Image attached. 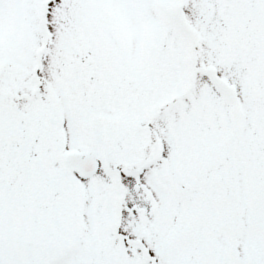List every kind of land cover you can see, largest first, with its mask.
<instances>
[{
  "label": "snow or ice",
  "instance_id": "1",
  "mask_svg": "<svg viewBox=\"0 0 264 264\" xmlns=\"http://www.w3.org/2000/svg\"><path fill=\"white\" fill-rule=\"evenodd\" d=\"M0 264H264V0H0Z\"/></svg>",
  "mask_w": 264,
  "mask_h": 264
}]
</instances>
